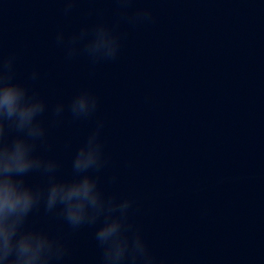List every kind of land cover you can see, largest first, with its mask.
<instances>
[{
    "label": "clouds",
    "instance_id": "clouds-1",
    "mask_svg": "<svg viewBox=\"0 0 264 264\" xmlns=\"http://www.w3.org/2000/svg\"><path fill=\"white\" fill-rule=\"evenodd\" d=\"M75 0H63L64 13L72 11ZM122 7L119 19L129 24L153 22L152 10L129 12L132 0H116ZM66 57L83 53L94 64L115 60L120 51V35L115 27L100 22L83 27L65 39L56 36ZM16 55H4L0 44V264H59L67 255V244L43 229L28 226L31 214L43 206L72 229L94 227V238L101 250L100 264H166L150 249L138 227L130 222L134 201L108 195L100 185V174L108 160L101 140L103 121L76 150L71 161L72 175H58L59 161L45 158L38 148L47 142L45 113L47 102L29 85L16 79ZM39 79L33 70L31 81ZM58 103L53 109L54 122L65 112ZM98 98L81 90L67 105L73 119H87L96 113ZM39 173L47 178L44 187L34 186L27 178ZM116 177L111 178L115 183Z\"/></svg>",
    "mask_w": 264,
    "mask_h": 264
}]
</instances>
